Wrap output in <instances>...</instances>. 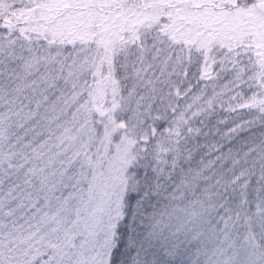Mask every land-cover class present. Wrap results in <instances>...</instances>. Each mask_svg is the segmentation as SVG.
I'll use <instances>...</instances> for the list:
<instances>
[{
  "label": "snow or ice",
  "instance_id": "snow-or-ice-1",
  "mask_svg": "<svg viewBox=\"0 0 264 264\" xmlns=\"http://www.w3.org/2000/svg\"><path fill=\"white\" fill-rule=\"evenodd\" d=\"M0 264H264V0H0Z\"/></svg>",
  "mask_w": 264,
  "mask_h": 264
}]
</instances>
